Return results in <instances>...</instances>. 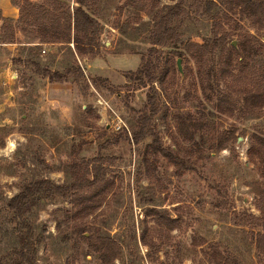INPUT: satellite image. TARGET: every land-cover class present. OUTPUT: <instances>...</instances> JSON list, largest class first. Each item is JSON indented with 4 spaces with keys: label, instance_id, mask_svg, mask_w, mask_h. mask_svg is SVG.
<instances>
[{
    "label": "rangeland",
    "instance_id": "374dc122",
    "mask_svg": "<svg viewBox=\"0 0 264 264\" xmlns=\"http://www.w3.org/2000/svg\"><path fill=\"white\" fill-rule=\"evenodd\" d=\"M28 1L55 15L77 6L76 0ZM176 2L88 0L103 23L100 54L79 57L73 42L42 43L33 36L22 18L25 0H0V209L24 182L72 183L80 165L97 156L106 158L110 182L85 218L74 217L70 199L32 210L29 218L42 237L36 264H106L104 246L111 264H213L207 252L214 247L240 264H264V249L246 225L261 215L264 178L248 151L254 136L264 137V109L254 118L239 109L247 90L264 87V27L242 18L229 0L210 2V9L190 11L181 28L186 43L153 52L154 24ZM214 34L228 39L212 53L200 44ZM242 43L257 50L245 64L232 50ZM229 54L231 65L225 64ZM150 58L170 70L155 81L162 104L156 133L135 144L124 136L145 113L148 86L129 76ZM74 65L85 78L62 83L71 91L61 105L54 97L61 89H53L42 70L66 72ZM219 90L234 104V115L218 110ZM181 122L194 124L192 140ZM7 234L0 225V249Z\"/></svg>",
    "mask_w": 264,
    "mask_h": 264
},
{
    "label": "trees",
    "instance_id": "16d2710c",
    "mask_svg": "<svg viewBox=\"0 0 264 264\" xmlns=\"http://www.w3.org/2000/svg\"><path fill=\"white\" fill-rule=\"evenodd\" d=\"M223 0H177L174 6L165 14L160 16L153 28L151 51H157L158 47L177 48L180 44L186 43L181 30L184 23L191 17L192 8L201 10L205 6L210 9L209 3ZM230 4L238 9L242 18H246L254 26L264 27V0H229ZM77 6L71 11L61 12L55 15L48 11L44 6H37L25 0L27 12L22 9V18L34 28V37L42 43H71L75 44V50L79 57L87 55H99L101 47V35L103 33V23L87 6L88 0H76ZM27 29V28H25ZM227 36L214 34L209 36L200 44L201 47H209L212 53L219 49H224L227 43ZM211 41V42H210ZM232 50L240 53L238 62L240 64L249 63L253 60L257 50H249L245 43L242 47L233 46ZM180 55L182 52L179 53ZM231 55L225 58V64L231 65ZM170 67L158 69V64L154 59H147L143 65L132 73L131 80L137 79L139 87H147L148 92L145 102V113L139 118L138 124L133 127L131 134L126 132L124 138L129 142L139 143L151 135H155V119L162 111L161 92L155 85L157 79H164ZM42 74L49 77L50 82H67L71 78L82 80L85 78V71L80 65L70 67L66 72L59 70L52 71L44 68ZM227 76L224 75V78ZM211 85V83H209ZM218 99L217 108L222 113L234 115L235 106L227 102V95L224 91L216 92ZM228 103L229 105H227ZM241 112L254 118L258 112L264 109V87L249 89L246 91L245 99ZM181 132L186 133V138L192 140L196 134L194 124L181 122ZM187 128V129H186ZM224 138L220 147L228 141ZM155 150L173 159L175 163L183 164L178 161L172 152L164 151L156 145H149ZM251 161H258L260 172L264 178V137L254 136V143L248 151ZM106 158L97 156L91 160H86L80 165V172L72 183L57 184L49 178H38L26 181L22 184L20 191L12 197L6 199L5 204L0 209V225L7 228L8 237L4 238L5 249H0V264H36L38 248L42 243V237L37 233L35 225L30 220L29 215L32 210L42 202H58L70 199L77 207L73 213L75 218H85L92 215L99 207L101 200L105 197V191L110 182L106 180L107 166ZM261 215L255 216L253 221L246 223L250 226V232L255 240L259 251L264 249V188L260 191ZM261 226L263 232H255V227ZM86 229L80 228L79 233L83 238ZM105 247V246H104ZM102 248L101 257L106 264H111L107 259L106 249ZM4 250V251H3ZM264 252V251H263ZM213 264H240L237 256L230 252H223L218 248H211L207 252Z\"/></svg>",
    "mask_w": 264,
    "mask_h": 264
},
{
    "label": "crops",
    "instance_id": "0c3cea01",
    "mask_svg": "<svg viewBox=\"0 0 264 264\" xmlns=\"http://www.w3.org/2000/svg\"><path fill=\"white\" fill-rule=\"evenodd\" d=\"M50 83H51L53 89H61V92L56 93L54 97H57L56 100L59 102V104H61V105L64 104L65 103L64 100L69 98L68 95H69V92L71 91L69 86L63 85L62 84L63 82H50ZM64 83H67V82H64ZM62 111H66V110H62Z\"/></svg>",
    "mask_w": 264,
    "mask_h": 264
},
{
    "label": "water",
    "instance_id": "95a60500",
    "mask_svg": "<svg viewBox=\"0 0 264 264\" xmlns=\"http://www.w3.org/2000/svg\"><path fill=\"white\" fill-rule=\"evenodd\" d=\"M177 65H178V68L181 72V74L183 73V69H182V66H181V59L179 58L178 61H177Z\"/></svg>",
    "mask_w": 264,
    "mask_h": 264
},
{
    "label": "clouds",
    "instance_id": "9594fccd",
    "mask_svg": "<svg viewBox=\"0 0 264 264\" xmlns=\"http://www.w3.org/2000/svg\"><path fill=\"white\" fill-rule=\"evenodd\" d=\"M10 147H14V146H10Z\"/></svg>",
    "mask_w": 264,
    "mask_h": 264
},
{
    "label": "built area",
    "instance_id": "2783aa9c",
    "mask_svg": "<svg viewBox=\"0 0 264 264\" xmlns=\"http://www.w3.org/2000/svg\"><path fill=\"white\" fill-rule=\"evenodd\" d=\"M120 127V126H119Z\"/></svg>",
    "mask_w": 264,
    "mask_h": 264
}]
</instances>
